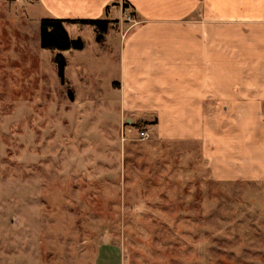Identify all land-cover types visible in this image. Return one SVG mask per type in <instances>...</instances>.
Here are the masks:
<instances>
[{"label":"rangeland","instance_id":"rangeland-1","mask_svg":"<svg viewBox=\"0 0 264 264\" xmlns=\"http://www.w3.org/2000/svg\"><path fill=\"white\" fill-rule=\"evenodd\" d=\"M33 3L0 0V264H264V174L216 182L199 144L122 120L118 26L42 49Z\"/></svg>","mask_w":264,"mask_h":264},{"label":"crops","instance_id":"crops-1","mask_svg":"<svg viewBox=\"0 0 264 264\" xmlns=\"http://www.w3.org/2000/svg\"><path fill=\"white\" fill-rule=\"evenodd\" d=\"M33 5L43 19L105 20L108 31L118 26L113 84L122 120L143 124L155 142L199 144L200 160L216 182L263 179L264 0ZM125 14L136 22L122 23ZM108 31L99 45L111 48Z\"/></svg>","mask_w":264,"mask_h":264},{"label":"trees","instance_id":"trees-1","mask_svg":"<svg viewBox=\"0 0 264 264\" xmlns=\"http://www.w3.org/2000/svg\"><path fill=\"white\" fill-rule=\"evenodd\" d=\"M75 23L95 27L99 35L97 41L100 42L102 35L108 31L109 22L105 20H75L67 21L60 19H43L40 22V47L42 49L70 51L82 50L84 48L81 40H71L64 28V23ZM56 65L58 68V76L61 83L64 84L65 60L61 56L56 57Z\"/></svg>","mask_w":264,"mask_h":264},{"label":"built area","instance_id":"built-area-1","mask_svg":"<svg viewBox=\"0 0 264 264\" xmlns=\"http://www.w3.org/2000/svg\"><path fill=\"white\" fill-rule=\"evenodd\" d=\"M126 20H127V21H130V20H131L130 16H128V17L126 18ZM138 133H139V135H140L141 138H145V137H146V133H145V131L141 130V131H138Z\"/></svg>","mask_w":264,"mask_h":264}]
</instances>
